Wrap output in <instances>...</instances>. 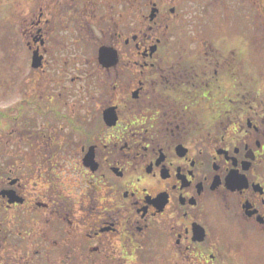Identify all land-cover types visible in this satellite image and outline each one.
<instances>
[{"label":"flooded vegetation","instance_id":"obj_1","mask_svg":"<svg viewBox=\"0 0 264 264\" xmlns=\"http://www.w3.org/2000/svg\"><path fill=\"white\" fill-rule=\"evenodd\" d=\"M147 5L159 19L158 1ZM61 6L69 21L42 14L28 31L43 58L29 87L50 94L13 106L34 114L0 151V264H264V72L241 48H216L223 37H192L187 53L151 26L130 37L127 19L107 18L99 1ZM71 28L87 44L95 28L111 37L99 69L78 70L54 100L47 71L77 56L51 48ZM104 47L117 53L109 68ZM95 71L104 78L91 85Z\"/></svg>","mask_w":264,"mask_h":264},{"label":"rangeland","instance_id":"obj_2","mask_svg":"<svg viewBox=\"0 0 264 264\" xmlns=\"http://www.w3.org/2000/svg\"><path fill=\"white\" fill-rule=\"evenodd\" d=\"M94 1H99L98 8L107 18L113 16L117 22L127 19L130 37L136 33H144L146 28L151 26L155 39L161 38L163 42L177 43L178 46L176 44L175 47L181 49L179 51L186 49L184 52L187 53H193L196 47L191 41L192 37H198L203 42L223 37L216 48L219 50L223 48L224 52H231V49L239 47L244 53V58L253 59L258 71L264 72V0H157L162 12L159 19L155 17L154 20L149 19L152 9L147 5L149 0ZM64 2L65 0H61L58 4H52V9H49L47 0H0V112H4L0 120V151L4 144L11 143V139L12 144L14 141L20 140L22 137L21 126L25 127L24 123L28 121L27 117L34 114V112H29L28 115L26 113L20 115L19 113H23L26 109H23V105L13 109L14 104L23 102L24 105L29 106L32 101H48L50 91L45 92L42 99L39 96L41 95L40 89L33 91L29 87L35 74L31 66L33 55L28 46V31L31 22L37 20L42 14L43 19L50 18L51 21L55 20L63 24L69 21L73 13L63 10L61 5ZM172 10H175L174 13ZM165 15L169 16V22L160 29L161 17L163 18ZM65 16L67 20H63ZM155 21L158 26L154 25ZM52 23L50 24L51 28L54 25ZM166 25L169 26L166 28ZM42 27L44 28V24ZM95 29L97 38H92V42L88 44L79 37L74 28L68 29L66 33L62 32V39H56L55 46L51 48L53 51L51 53L55 54V57L59 55L60 59L62 57L75 59L76 55L77 58L72 61L67 60L69 69L64 65V67H58L63 69L61 72L47 71V84L49 83L51 89L55 87L56 91L52 92L55 96L54 100H57L59 96L56 87L61 84L69 86L75 84L72 82V78L77 76L78 70H80V74L85 70L99 69L98 48L101 44L107 43L111 36L107 33L104 38L100 34V28ZM57 35L55 34L53 37ZM179 51L177 50V52ZM65 71L66 75H64ZM92 74L91 85H95L97 79L104 78L102 72L100 74L95 71ZM61 79L66 83H62ZM122 80L126 94L130 85L129 80L126 77ZM86 83L85 77L81 84ZM62 97V100L69 103L77 100L66 97V93ZM17 111L19 113H16ZM15 115H19L20 119L25 118L20 123L13 124L11 121ZM46 126L51 127L47 124L44 127ZM41 128L43 127L41 126Z\"/></svg>","mask_w":264,"mask_h":264},{"label":"water","instance_id":"obj_3","mask_svg":"<svg viewBox=\"0 0 264 264\" xmlns=\"http://www.w3.org/2000/svg\"><path fill=\"white\" fill-rule=\"evenodd\" d=\"M158 10L157 9H153L150 15V19L154 20L156 15H157ZM172 12H174V10H172ZM135 38V37H134ZM157 50V46H153L150 49V54H154ZM42 57L40 56L39 52L36 51L33 55V68H39L41 66V61H42ZM99 62L101 65H103L104 67H112L117 63V53L114 49L111 48H101L99 50ZM137 93L135 92L134 94V98L137 97ZM115 109H108L105 112V121L109 126H115L117 124V114L114 111Z\"/></svg>","mask_w":264,"mask_h":264},{"label":"trees","instance_id":"obj_4","mask_svg":"<svg viewBox=\"0 0 264 264\" xmlns=\"http://www.w3.org/2000/svg\"><path fill=\"white\" fill-rule=\"evenodd\" d=\"M2 114L0 113V120H1Z\"/></svg>","mask_w":264,"mask_h":264}]
</instances>
